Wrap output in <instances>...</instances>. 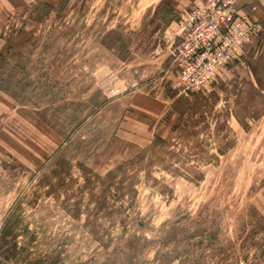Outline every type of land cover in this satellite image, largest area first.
Returning <instances> with one entry per match:
<instances>
[{"label": "rangeland", "instance_id": "374dc122", "mask_svg": "<svg viewBox=\"0 0 264 264\" xmlns=\"http://www.w3.org/2000/svg\"><path fill=\"white\" fill-rule=\"evenodd\" d=\"M250 1L0 0V264H264Z\"/></svg>", "mask_w": 264, "mask_h": 264}, {"label": "trees", "instance_id": "16d2710c", "mask_svg": "<svg viewBox=\"0 0 264 264\" xmlns=\"http://www.w3.org/2000/svg\"><path fill=\"white\" fill-rule=\"evenodd\" d=\"M249 67H250V71L252 72L253 76L255 77L256 79V82H257V85H258V90L257 92L263 96V93H264V83H263V80L261 79L260 77V74H259V68L260 66H257V65H251L249 64ZM256 90V89H255ZM199 99L201 100L200 102ZM208 97H200L198 98V100L196 101L197 104H202L205 102L208 101ZM175 104H177V108H175V112L178 113L179 115H184L186 114V109L184 111H181L180 109H178V107H180V105L182 106H186L188 105V99L186 98H181V99H178L177 101H175ZM202 105L200 106V109H201ZM227 130V125L226 124H223L222 127H221V131H226ZM158 141H162L161 139H158ZM172 156V159L170 161V167H166L167 169L166 170H170V168H173V166H175L178 162H181V159L179 158L178 155H175V154H171ZM169 157V155H167ZM182 157V156H180ZM175 168V167H174ZM175 172L178 171L179 169H173ZM195 180L197 181H200L201 180V176L198 175V177L195 178Z\"/></svg>", "mask_w": 264, "mask_h": 264}, {"label": "crops", "instance_id": "0c3cea01", "mask_svg": "<svg viewBox=\"0 0 264 264\" xmlns=\"http://www.w3.org/2000/svg\"><path fill=\"white\" fill-rule=\"evenodd\" d=\"M250 2L257 6L259 14L264 15V0H251Z\"/></svg>", "mask_w": 264, "mask_h": 264}]
</instances>
